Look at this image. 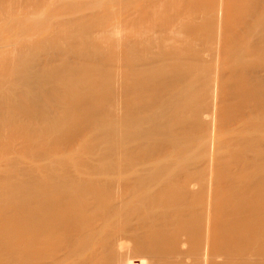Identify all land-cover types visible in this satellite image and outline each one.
I'll return each instance as SVG.
<instances>
[{"label":"bare ground","instance_id":"1","mask_svg":"<svg viewBox=\"0 0 264 264\" xmlns=\"http://www.w3.org/2000/svg\"><path fill=\"white\" fill-rule=\"evenodd\" d=\"M0 264H264V0H0Z\"/></svg>","mask_w":264,"mask_h":264},{"label":"rangeland","instance_id":"2","mask_svg":"<svg viewBox=\"0 0 264 264\" xmlns=\"http://www.w3.org/2000/svg\"><path fill=\"white\" fill-rule=\"evenodd\" d=\"M110 24H111V23H110ZM92 145H93L92 143H89V144H87V145H85V146H86L87 148H89V149H90V148L92 147ZM76 169H81V166H77V168H76ZM83 230L87 232V227H86V228H84V227H83V228H81V229H80V232H82ZM85 247H87V245H86V244H85V245H83V247H82V248H85ZM59 253H61V251H58V254H59Z\"/></svg>","mask_w":264,"mask_h":264}]
</instances>
